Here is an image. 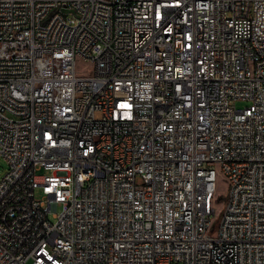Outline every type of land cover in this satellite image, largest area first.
I'll return each mask as SVG.
<instances>
[{
  "label": "built area",
  "instance_id": "1",
  "mask_svg": "<svg viewBox=\"0 0 264 264\" xmlns=\"http://www.w3.org/2000/svg\"><path fill=\"white\" fill-rule=\"evenodd\" d=\"M0 156V264H264V0H0Z\"/></svg>",
  "mask_w": 264,
  "mask_h": 264
},
{
  "label": "rangeland",
  "instance_id": "2",
  "mask_svg": "<svg viewBox=\"0 0 264 264\" xmlns=\"http://www.w3.org/2000/svg\"><path fill=\"white\" fill-rule=\"evenodd\" d=\"M91 68V64L85 63L81 60L77 61V70L80 74H86V72ZM247 104L245 101H236L235 106L237 108H242ZM6 169V163L3 160V158L0 156V178L3 175L4 171ZM227 189V184L226 181L223 177L218 175L217 178V183H216V197L213 201V208L215 209V216L213 218V221L215 218L222 212L223 207H224V193L226 192ZM41 192L39 189L35 191V198L36 199H41ZM60 205L56 206V211H59ZM49 220L54 221V217H52V213L49 214Z\"/></svg>",
  "mask_w": 264,
  "mask_h": 264
},
{
  "label": "bare ground",
  "instance_id": "3",
  "mask_svg": "<svg viewBox=\"0 0 264 264\" xmlns=\"http://www.w3.org/2000/svg\"><path fill=\"white\" fill-rule=\"evenodd\" d=\"M173 48H174L173 40H166L161 42V49H173Z\"/></svg>",
  "mask_w": 264,
  "mask_h": 264
}]
</instances>
